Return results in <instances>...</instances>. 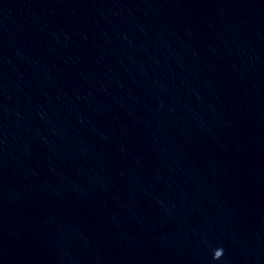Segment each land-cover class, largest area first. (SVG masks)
Returning <instances> with one entry per match:
<instances>
[{"label":"water","instance_id":"obj_1","mask_svg":"<svg viewBox=\"0 0 264 264\" xmlns=\"http://www.w3.org/2000/svg\"><path fill=\"white\" fill-rule=\"evenodd\" d=\"M0 264H264V0H0Z\"/></svg>","mask_w":264,"mask_h":264}]
</instances>
